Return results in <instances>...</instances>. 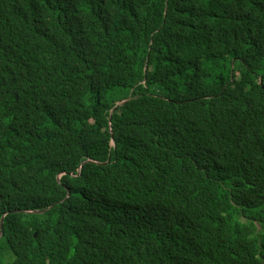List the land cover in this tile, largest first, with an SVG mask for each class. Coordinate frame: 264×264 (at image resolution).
<instances>
[{
	"label": "trees",
	"instance_id": "obj_1",
	"mask_svg": "<svg viewBox=\"0 0 264 264\" xmlns=\"http://www.w3.org/2000/svg\"><path fill=\"white\" fill-rule=\"evenodd\" d=\"M1 221L0 264H264V0H0Z\"/></svg>",
	"mask_w": 264,
	"mask_h": 264
},
{
	"label": "water",
	"instance_id": "obj_2",
	"mask_svg": "<svg viewBox=\"0 0 264 264\" xmlns=\"http://www.w3.org/2000/svg\"><path fill=\"white\" fill-rule=\"evenodd\" d=\"M130 101H132L131 99L129 101L125 100L123 102H120L118 105H125L126 103L128 104ZM114 112V111H113ZM1 229H2V221H1Z\"/></svg>",
	"mask_w": 264,
	"mask_h": 264
}]
</instances>
